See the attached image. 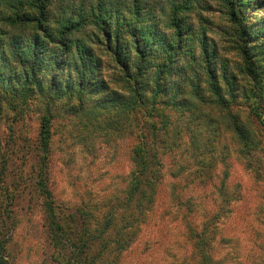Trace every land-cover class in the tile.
Listing matches in <instances>:
<instances>
[{"label": "trees", "instance_id": "trees-1", "mask_svg": "<svg viewBox=\"0 0 264 264\" xmlns=\"http://www.w3.org/2000/svg\"><path fill=\"white\" fill-rule=\"evenodd\" d=\"M207 1L0 0V89L6 100L34 95L76 97L81 103L94 99L89 114L102 116L95 132L113 128L131 142V167L120 194L107 208L85 213L53 197L48 183L51 115L40 118L33 184L56 264H120L143 227L154 221L164 158L169 170L172 160L179 166L170 182L171 199L188 254L196 264H223L218 249L224 237L216 240V234L232 214L235 198L224 178L219 184L214 179L228 158L227 145L217 151V129L205 133L192 125L195 119L187 112L213 105L238 155L253 157L260 147L255 129L232 107L243 88L251 100L248 117H262L264 15L252 20L246 10L264 8V0H218L228 22L222 29L202 15ZM229 52L240 59L232 68ZM238 74L249 78V91L239 86ZM87 119L84 127L92 128ZM13 204L14 197L0 204L12 226ZM7 227H0V264H8Z\"/></svg>", "mask_w": 264, "mask_h": 264}, {"label": "rangeland", "instance_id": "rangeland-1", "mask_svg": "<svg viewBox=\"0 0 264 264\" xmlns=\"http://www.w3.org/2000/svg\"><path fill=\"white\" fill-rule=\"evenodd\" d=\"M207 3L209 6L202 15L212 21L213 28L227 26L222 3L218 0ZM246 15L252 20H260L264 8H248ZM214 35V32H208V36ZM227 57L231 68L240 60L235 52H229ZM237 81L240 87L245 86L249 91L248 77L238 74ZM203 88L206 92V84ZM1 92L0 89V204H4L7 197H14L11 205L13 226L10 218L6 220V215H1L0 208V227L6 224L11 231L7 242L8 264H56L51 260L53 250L44 225L39 193L33 184L40 118L44 114L51 115L48 183L53 197L57 203L74 208L79 206L85 213L95 207L107 208L120 194L131 167L128 152L131 142L113 132V128L95 132L96 119L99 122L102 116L89 114L93 112L94 99H84L81 103L76 97L34 95L24 101L9 103ZM243 93L241 88L232 109L239 111L241 120L258 134L260 147L253 157H242L235 152L236 143L215 106H198L194 114L187 112V117L191 114L195 119L192 125H198L207 134L209 130L217 129V134L220 133L216 137L217 151L227 145L224 151L228 158L220 163L214 179L219 184L224 178L235 198L230 206L232 214L218 226L221 233L216 234V240L220 235L224 237L218 249L222 263L264 264V222L260 215L264 208V110L261 118L251 120L248 117L251 100ZM87 118L92 128L84 127ZM107 130L109 132H105ZM168 163L169 159L164 158L163 182L151 216L154 221L143 227L132 248L121 257L120 264H196L180 235L182 227L171 199L170 182L179 166L172 160L173 167L169 170ZM254 166L261 177L253 172ZM207 189L204 191L209 193L210 188ZM211 191L215 193L213 189ZM207 207L214 208L211 204Z\"/></svg>", "mask_w": 264, "mask_h": 264}]
</instances>
